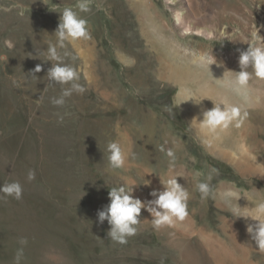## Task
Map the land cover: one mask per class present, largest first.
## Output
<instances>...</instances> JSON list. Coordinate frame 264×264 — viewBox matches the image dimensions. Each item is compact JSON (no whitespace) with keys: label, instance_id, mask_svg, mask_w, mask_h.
Returning a JSON list of instances; mask_svg holds the SVG:
<instances>
[{"label":"rangeland","instance_id":"obj_1","mask_svg":"<svg viewBox=\"0 0 264 264\" xmlns=\"http://www.w3.org/2000/svg\"><path fill=\"white\" fill-rule=\"evenodd\" d=\"M75 4L0 0V56L9 58L0 60V187L23 186L20 200L0 194V264H15L21 238L27 239L21 264H264L248 231L258 221L239 216L264 201V136L257 150L240 140L264 129V80L253 77L244 89L259 104L241 108L249 118L241 127L210 133L193 120L202 119L210 95L165 77L171 61L151 45L157 39L182 65L200 67L195 60L202 55L215 62L220 83L232 87V70H241L239 56L252 33L264 37V0H92L91 10L80 13L91 38L64 50L85 91L59 106L52 100L70 85L49 81L52 61L44 59L60 12ZM177 8L212 27L217 39L186 34L175 20ZM38 64L42 70L33 75ZM256 116L262 124L253 130ZM215 136L234 144H213ZM112 141L127 153L122 169L108 165ZM168 148L175 154L172 170ZM172 176L190 192L185 222L157 230L142 209L127 243L108 238L110 225L98 222V211L110 202V188L136 184L134 197L148 202L154 189L163 190L161 179ZM200 182L210 183L207 199L196 189Z\"/></svg>","mask_w":264,"mask_h":264},{"label":"clouds","instance_id":"obj_2","mask_svg":"<svg viewBox=\"0 0 264 264\" xmlns=\"http://www.w3.org/2000/svg\"><path fill=\"white\" fill-rule=\"evenodd\" d=\"M92 0H76L75 6L64 7L60 12V22L54 34L56 36L55 43H49L47 47L46 61H52V67L47 71L49 81H54L61 85H70L65 88L59 98H54L52 103L62 106L65 98L70 97L74 92L83 93L85 88L78 81L80 73L70 64L65 63V57L68 55L64 51L68 44L78 40H88L91 38L88 20L80 15L91 10ZM259 7V5H257ZM206 40H216L214 30L201 31L197 33ZM225 37V36H224ZM246 51H242L239 56L240 71L236 72L233 82V90L241 93L249 85L250 80L255 77L264 80V37L258 32L252 33V39ZM7 47L12 48V42L8 41ZM7 56H0V60H8ZM215 63L212 62L211 65ZM42 65H36L32 70V74L42 70ZM251 71H250V70ZM15 83V81H14ZM168 111H171L169 108ZM248 118V112L236 105L226 102L216 104L211 109L202 113V119L199 117L193 120L198 121L200 128L208 130L210 133L218 131H227L231 127L239 128ZM167 143V141L165 142ZM161 151H165L161 146ZM108 165L110 169H122L125 167L127 153L119 142L112 141L107 145ZM166 155L171 158L169 170L174 167L175 154L172 148H168ZM216 172V169L212 170ZM149 174V173H147ZM178 176H172L167 180H162L163 190L154 189L150 195L154 199L145 202L133 195L132 185H120L112 187L109 191L110 202L98 211V222L103 224L106 220L110 225L107 233L108 238L112 241L125 244L129 237L134 236L140 223V215L142 209H146L152 218V225L157 230L163 226H174L177 221H184L189 215L188 201L190 199L189 190L178 182ZM27 179L29 181L35 179V170H29ZM212 179L211 175L208 177ZM147 184V183H146ZM196 189L200 193L201 199H207L211 192V186L208 182H200L196 185ZM0 194L6 197H12L20 200L23 196V186L19 181L5 183L0 187ZM253 212L249 214L239 215L243 217H251L258 221L255 225H249L248 231L253 235V239L258 245V250L264 252V201L254 203ZM19 243L22 245L17 249L15 255V264H21L24 255L23 245L27 244L26 238H21Z\"/></svg>","mask_w":264,"mask_h":264},{"label":"bare ground","instance_id":"obj_3","mask_svg":"<svg viewBox=\"0 0 264 264\" xmlns=\"http://www.w3.org/2000/svg\"><path fill=\"white\" fill-rule=\"evenodd\" d=\"M167 1L172 4H176L177 2V0H167ZM134 7L138 9L140 13L143 11V8H141V6L138 5L137 3L134 4ZM174 13H175V20L178 26H180V28L186 34L198 35L197 33L201 31L214 30L212 27H209V26L197 25L196 23L193 22V19L191 17L187 18L185 16V11L182 9L177 8L175 9ZM198 17H199V13H197L194 16L196 20H198ZM143 27L146 33L150 36V39L151 40L155 39V35L157 34H154L155 32L153 33L151 31L146 30V25ZM151 45L155 47L158 54L168 55V60L171 61V63L165 65L167 69V72L165 73V77L167 76L168 78L172 79L173 81L177 83H180L183 86L194 85L195 87H197L198 91L206 92L210 95L208 102L205 103V105L201 108L202 111L211 109L215 106V103L220 104L222 101L228 104H231V105L239 106L241 108H244L250 105L259 104L256 102L258 97L254 96L253 93L249 94V91L245 92L244 90H242L241 93H237L233 90V87L224 85L222 84V82L220 83L221 79L219 80V76H217L218 71L217 72L214 71L215 69H213L210 66L212 61H206V59H204L202 55L198 56L195 61L198 64L202 65L203 67L202 66L193 67V66L186 65V64L182 65L175 56L173 57V54H170L169 52H167L163 44L157 41V39L154 40V43L151 42ZM160 60H161L160 62H163V59L161 57H160ZM207 69H211V71H208ZM236 70L237 69H234L232 71L235 72ZM186 96H187V92L185 90H181L179 94V101L181 102L182 105L185 104ZM249 123H250V128L254 130L255 128H257L256 125L262 124V121H261V118H258L256 116V117H253ZM248 127H249V124H246V129H248ZM260 136H264L263 128L261 131H259L256 134H253V133L250 135L249 133L248 135L243 134L240 140H242L245 144L250 143V145H252V148H255V150H257L260 147V142H261ZM211 141L213 142V144H220L226 147L232 146L234 144L230 141L223 140L219 136H215L213 139H211Z\"/></svg>","mask_w":264,"mask_h":264}]
</instances>
